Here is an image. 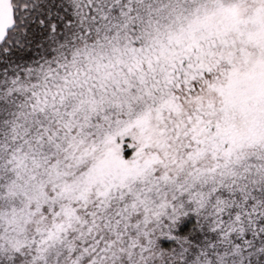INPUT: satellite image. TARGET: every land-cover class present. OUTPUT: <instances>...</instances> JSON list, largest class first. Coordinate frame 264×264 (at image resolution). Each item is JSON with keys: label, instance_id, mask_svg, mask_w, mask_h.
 Masks as SVG:
<instances>
[{"label": "snow or ice", "instance_id": "1", "mask_svg": "<svg viewBox=\"0 0 264 264\" xmlns=\"http://www.w3.org/2000/svg\"><path fill=\"white\" fill-rule=\"evenodd\" d=\"M0 264H264V0H0Z\"/></svg>", "mask_w": 264, "mask_h": 264}]
</instances>
